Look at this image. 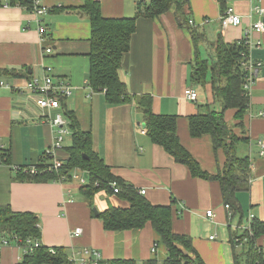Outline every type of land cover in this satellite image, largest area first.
<instances>
[{"label": "crops", "instance_id": "obj_1", "mask_svg": "<svg viewBox=\"0 0 264 264\" xmlns=\"http://www.w3.org/2000/svg\"><path fill=\"white\" fill-rule=\"evenodd\" d=\"M101 12L107 18L134 17L137 3L150 0H99ZM191 20L204 27L209 42L222 33L227 43L240 41L251 23L259 15L251 5L264 0H224L226 7L233 6L242 15L240 26L222 27V0H189ZM49 10L39 16L20 6H0V68L13 73L0 76V139L11 148L12 164H0V206H11L14 211L35 213L40 219L42 242L48 246L67 247L71 252L85 247L98 249L104 260L132 259L138 264L151 259L163 262L168 251L158 241L151 223L141 229L108 231L103 220L92 215V209L82 194L79 179L87 180V172L73 173L65 182H34L20 180V167L40 164L42 155L52 148L61 126L52 121L61 114L67 130L62 147L56 157L69 158L67 147L72 144V131L59 108L43 109V93L29 87L34 77H53L55 85L71 86L67 96L69 107L75 110L83 130L92 132L93 150L111 166L114 175L122 178L155 205L174 204L176 214L173 229L176 233L191 236L193 246L206 264H234V247L231 231L242 229L238 216L232 219L225 207L220 183L194 177L186 165L179 163L164 147L153 143L145 131L144 117L135 103L108 104L104 92H95L88 83L90 70L91 23L81 10L85 0H39ZM264 19V15H263ZM46 27L45 34L39 32ZM262 46L252 54L263 61V66L250 92V107L245 117L249 145L241 148L249 153L253 181L250 189L239 193L245 213L264 220V149L258 143L264 139V33ZM51 48L46 53L44 50ZM207 47L201 46L203 56ZM194 43L188 28L179 26L175 9L151 18L138 16L136 32L130 50L123 56L121 77L132 94L149 93L153 97L156 114L178 116V135L183 146L209 174H217L226 161L222 150L215 151L209 135L194 138L190 134L189 117L210 107L220 108L213 102L211 87L199 91L190 82ZM51 67V71H47ZM20 72L22 75H15ZM198 92L193 101L185 96V89ZM234 109L226 112V120L234 124ZM239 133V130L236 129ZM77 175V176H76ZM84 182V183H85ZM129 207V202L116 195L99 193L95 198L98 212L109 206ZM214 215L208 217L206 211ZM80 227V236L72 231ZM214 237V238H211ZM0 235V264H18L24 248L16 243L4 244ZM155 246V251L153 248Z\"/></svg>", "mask_w": 264, "mask_h": 264}, {"label": "trees", "instance_id": "obj_2", "mask_svg": "<svg viewBox=\"0 0 264 264\" xmlns=\"http://www.w3.org/2000/svg\"><path fill=\"white\" fill-rule=\"evenodd\" d=\"M7 2L8 6L33 9L34 0H0V6ZM222 12L227 8L222 0ZM175 9V17L179 26L189 29L195 49L190 82L201 85L204 89L209 85L213 102L220 108L210 107L207 110L189 117L190 134L194 138L205 135L211 137L213 148L222 150L226 161L217 174L204 171L200 163L183 146L178 135V116L156 114L153 110V97L149 93L136 95L130 93L126 82L121 77L123 56L131 48L132 37L136 32L138 16L144 14L158 18L162 14ZM81 10L88 16L91 23L90 38V70L88 83L95 92H104L108 104L135 103L141 110L145 131L153 143L161 145L177 162L187 166L194 177L215 180L220 183L223 201L229 204L232 219L238 216V225L248 223L253 215L252 234L231 231L234 247L241 246L234 252V264H264V220L249 213L244 221L245 213L240 202L239 193L250 189L253 181L250 154H244L241 148L249 145L245 117L250 107V94L244 89L246 72L242 65L245 51L243 43L236 41L227 43L220 32L214 42H209L204 27L191 23V4L189 0H150L137 3V14L134 17L107 18L102 15L99 0H85ZM207 47L208 57L203 56L201 46ZM13 73L0 68V76ZM15 75H22L14 72ZM60 104L72 131V144L67 147L69 158L63 161V166L51 169L53 158L46 153L41 162L35 165L38 173L24 171L20 167V180L34 182L65 181L72 179V171L79 169L87 172V180L80 190L92 209V215L103 220L108 231L141 229L151 223L158 235V241L164 244L168 251L167 258L160 262L151 259L144 264H206L193 246L191 236L176 233L173 229L176 210L174 204L155 205L151 203L140 190L122 178L114 175L111 166L93 150L92 132L85 131L75 110L67 103V96L59 94ZM234 109L236 123L226 120V112ZM239 130V133L236 132ZM0 164L11 165V148L5 147L0 139ZM116 182L120 191L114 192L112 183ZM105 192L116 195L129 202V207L109 206L104 211H94L95 198ZM0 235L2 241L17 243L22 248L33 246L24 253L18 264H72L71 252L67 247L48 246L42 242V229L39 217L30 211H14L11 206H0ZM237 235H248V241L236 243ZM30 241V242H28ZM35 243H38L36 245ZM98 264H138L132 259H111L99 261Z\"/></svg>", "mask_w": 264, "mask_h": 264}, {"label": "built area", "instance_id": "obj_3", "mask_svg": "<svg viewBox=\"0 0 264 264\" xmlns=\"http://www.w3.org/2000/svg\"><path fill=\"white\" fill-rule=\"evenodd\" d=\"M250 4H252L254 1H261V0H248ZM8 6V4H6ZM49 9L45 6L40 5L39 0H34V6L32 11L36 13L37 15L41 16L45 14ZM251 11L255 12L259 15V20H257L254 23H251L250 26L245 29L244 36L240 40L241 43H243L245 51L242 52L243 55V62L242 65L244 67V70L246 72V81L244 84V89L247 91L248 94H250L251 89L260 73V70L263 66V61L259 58H255L252 54V51L254 48H259L262 46V39L260 36L264 33V7L261 4H258L256 6L251 5ZM222 27L224 29H227L230 26H240L243 22L242 15H240L236 9L233 6L227 7L221 14L220 17ZM191 23H194V20L190 21ZM40 34L43 37V34L46 32V27L41 26L39 29ZM46 53H49L52 51L51 48H46L44 50ZM51 67H47V71H51ZM4 82H0V85H4ZM29 87L40 91L43 93V96L40 100V107L43 109H50V108H59L61 106L60 100H59V94L62 95H70L71 94V86L60 84L55 85L53 81V77L50 75H45L43 79H39L37 77H34L31 82H29ZM185 96L190 100H197L198 99V92L191 88H186ZM56 126H61L58 136L56 137V140L52 146V148L48 149L45 153L53 158V164L50 167L51 169L59 168L62 166L61 160H59L56 157V151L57 149L62 147V142L64 140V135L67 132L63 128V125L65 124V121L61 114H58L55 119L52 121ZM259 145L262 149H264V139L260 138L258 140ZM261 154H264V151H261ZM25 170H30L31 173L37 174L38 171L35 166L25 168ZM77 176V175H76ZM112 186L114 187V192L118 193L120 191L118 185L116 182L112 183ZM145 190H141V194H145ZM225 207L230 211L229 204H226ZM206 215L208 217H212L214 215V211L212 209L206 211ZM253 215H250L248 223L246 226H240L239 228L244 231V234L251 235L252 232V219ZM82 229L80 227L76 228L74 231H72V235L80 236L82 234ZM248 235L241 237L240 235H237L235 238L236 243H240L241 241L246 242L248 241ZM214 238V237H211ZM30 242V241H28ZM241 242V243H242ZM4 244H8L7 240L3 241ZM17 244V243H16ZM31 242L29 243V246L24 247V251L32 250L33 246H31ZM38 245V243H35ZM18 245V244H17ZM20 246V245H19ZM155 246L153 248V251H155ZM103 259L101 252L94 248V247H85L82 250H75L74 248L71 251L70 261L72 264H98L99 261Z\"/></svg>", "mask_w": 264, "mask_h": 264}, {"label": "rangeland", "instance_id": "obj_4", "mask_svg": "<svg viewBox=\"0 0 264 264\" xmlns=\"http://www.w3.org/2000/svg\"><path fill=\"white\" fill-rule=\"evenodd\" d=\"M205 57H208V52H207V54L205 55ZM196 86V85H195ZM197 88H199V91H204L205 89L201 86V85H199V86H196ZM61 162H62V166H63V161L61 160ZM61 166V167H62ZM61 167H59V168H55V170H58V169H60ZM24 168H27V167H24ZM76 170H78V171H82V170H79V169H76ZM76 170H74V171H72V173H76ZM24 171H26V170H24ZM65 179H66V176H62V178L60 179V182H65ZM80 180V182L81 183H84L85 182V179L84 180H82V179H79Z\"/></svg>", "mask_w": 264, "mask_h": 264}, {"label": "water", "instance_id": "obj_5", "mask_svg": "<svg viewBox=\"0 0 264 264\" xmlns=\"http://www.w3.org/2000/svg\"><path fill=\"white\" fill-rule=\"evenodd\" d=\"M94 211H95L96 213H98V209H97L96 207H94Z\"/></svg>", "mask_w": 264, "mask_h": 264}]
</instances>
